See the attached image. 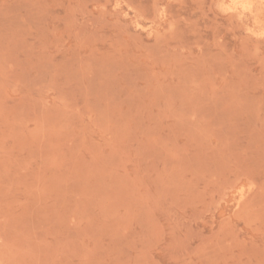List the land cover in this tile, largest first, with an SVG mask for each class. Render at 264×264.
<instances>
[{
    "label": "rangeland",
    "instance_id": "1",
    "mask_svg": "<svg viewBox=\"0 0 264 264\" xmlns=\"http://www.w3.org/2000/svg\"><path fill=\"white\" fill-rule=\"evenodd\" d=\"M0 264H264V0H0Z\"/></svg>",
    "mask_w": 264,
    "mask_h": 264
}]
</instances>
